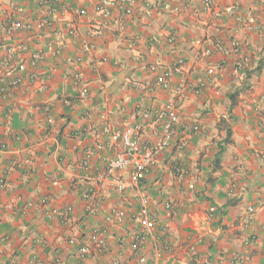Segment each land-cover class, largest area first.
Returning a JSON list of instances; mask_svg holds the SVG:
<instances>
[{
    "label": "crops",
    "instance_id": "0c3cea01",
    "mask_svg": "<svg viewBox=\"0 0 264 264\" xmlns=\"http://www.w3.org/2000/svg\"><path fill=\"white\" fill-rule=\"evenodd\" d=\"M98 1L0 0V89L24 81L0 93V264H77L99 228L105 253L84 264H133L140 195L158 226L145 264H264V0H211L196 12L200 0H149V15L118 13L106 26ZM234 43L239 52L224 54ZM177 59L184 71L162 89L156 79ZM168 102L181 124L200 126L188 146L160 154L137 189L119 193L114 174L100 180L122 151L123 126ZM159 128L145 122L141 144ZM116 210L129 216L119 227L105 222Z\"/></svg>",
    "mask_w": 264,
    "mask_h": 264
},
{
    "label": "built area",
    "instance_id": "2783aa9c",
    "mask_svg": "<svg viewBox=\"0 0 264 264\" xmlns=\"http://www.w3.org/2000/svg\"><path fill=\"white\" fill-rule=\"evenodd\" d=\"M57 5L60 4V0H55ZM152 7L149 0H99L94 8V13L101 18V26H106V23H110L114 19L115 15L121 13L124 17H131L135 10H143V14L149 15L152 11ZM212 7L211 0H200V4L194 11L210 10ZM55 11V9H53ZM80 16L86 14L85 11H78ZM16 29L18 25L14 26ZM75 32H71L73 34ZM166 44L169 46H175L176 37L168 36L166 39ZM17 52H25V46H17L16 48L6 49L8 56H12ZM224 54H229L228 52H233L237 54L239 52V46L234 43L230 50L227 48H222ZM33 62L40 60L39 55H32ZM248 64V59H241L235 65V70L241 72L245 69ZM6 63H3L5 67ZM184 71V61L182 59H177L173 64L172 68L168 71H164L157 79L156 84L162 89H167L168 82L171 76H180ZM207 75V74H206ZM36 76H32L30 79L34 81ZM80 79L79 74L75 76V82L78 83ZM24 81L21 78H15L10 81L7 86L0 89V93L5 94L9 89L19 87ZM205 87V76L199 77L196 80L194 87V94H199ZM152 125L160 124L159 131L155 133L157 138L154 143L141 144V135L144 130L145 122L151 121ZM200 132V126L198 124H181L178 118V110L174 103H165L159 110L153 112V115L149 112H144L141 115V119L136 123H127L123 126L120 133V142L122 146V151L117 153L115 158L107 165L106 169L99 176L100 180L105 177L114 174V186L116 191L123 192L128 189H137L139 185L145 180L146 175L149 173L153 167L156 159L160 154H162L166 149L173 146L177 142L176 147L179 149H184L188 146V140L190 136H195ZM85 164H87L85 162ZM180 171V170H178ZM126 176V178H125ZM181 173L178 172V177ZM83 198L88 200L90 198V192L83 193ZM45 203V202H44ZM149 207L147 206V197L139 196L137 201V212L136 217H133L138 226L139 231L133 236L131 243L132 257H134L133 264H145L146 257L142 254V246L147 238V236L157 229V218L149 212ZM71 209L67 208L61 213V216H65ZM251 212L252 208H248ZM162 212L168 216V218H173L176 215L175 205L167 201L162 204ZM154 216V217H153ZM128 214L124 210H116L109 214L105 218V222L111 226H121L128 218ZM161 233H164L165 226L159 225ZM105 230L95 229L92 233V245L90 246H80L77 249L79 263L84 264L85 260L95 254L100 256L105 253L106 242H105ZM69 244H74V242L69 241ZM161 256V253H158ZM238 261L239 258H234ZM240 261V260H239ZM101 264H130V261H125L118 263L112 260L107 263Z\"/></svg>",
    "mask_w": 264,
    "mask_h": 264
},
{
    "label": "trees",
    "instance_id": "16d2710c",
    "mask_svg": "<svg viewBox=\"0 0 264 264\" xmlns=\"http://www.w3.org/2000/svg\"><path fill=\"white\" fill-rule=\"evenodd\" d=\"M241 72H242V73L245 72V69L242 70ZM231 99H232V98H231ZM229 137H230V132H229V129L227 128L226 131H225V139H224V142H222V143H226V141H227L226 139H228ZM218 148H219L218 155H220V151H221V149H222V144H219V145H218ZM217 159H218V157L216 158V162L218 161Z\"/></svg>",
    "mask_w": 264,
    "mask_h": 264
}]
</instances>
